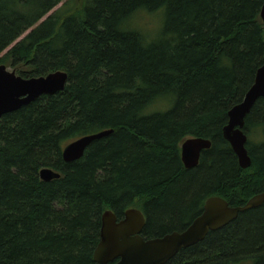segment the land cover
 I'll use <instances>...</instances> for the list:
<instances>
[{
    "label": "trees",
    "instance_id": "trees-1",
    "mask_svg": "<svg viewBox=\"0 0 264 264\" xmlns=\"http://www.w3.org/2000/svg\"><path fill=\"white\" fill-rule=\"evenodd\" d=\"M263 3L0 0V65L23 79L68 75L63 92L0 120V264H95L107 211L140 210L148 240L183 231L208 198L237 207L263 193L264 98L245 120L249 169L222 136L262 65ZM162 9L155 35L131 24ZM105 130L63 162L67 144ZM191 138L212 147L186 170ZM44 168L60 179L42 182ZM167 264H264V204Z\"/></svg>",
    "mask_w": 264,
    "mask_h": 264
},
{
    "label": "water",
    "instance_id": "water-1",
    "mask_svg": "<svg viewBox=\"0 0 264 264\" xmlns=\"http://www.w3.org/2000/svg\"><path fill=\"white\" fill-rule=\"evenodd\" d=\"M264 24V3L260 12ZM68 81L65 72L50 73L45 77L23 79L0 65V120L9 114L30 105L42 96H54L64 91ZM264 98V55L254 82L244 96L243 101L228 113L227 125L222 130L224 140L229 144L242 170L251 167L252 161L246 149L248 138L244 132L245 120L256 102ZM113 130L81 137L62 150V160L71 164L81 160L95 141L110 136ZM212 142L202 138L187 139L181 145L180 158L186 170L198 167L201 154L210 150ZM60 174L44 168L39 179L50 183L60 179ZM264 204V192L251 198L243 206H230L219 197L208 198L202 212L185 230L172 232L159 238L144 239L145 216L140 210L131 208L118 220L112 211L101 218L99 242L93 254L95 264H167L180 251L193 247L205 240L211 232L219 231L238 216Z\"/></svg>",
    "mask_w": 264,
    "mask_h": 264
},
{
    "label": "rangeland",
    "instance_id": "rangeland-1",
    "mask_svg": "<svg viewBox=\"0 0 264 264\" xmlns=\"http://www.w3.org/2000/svg\"><path fill=\"white\" fill-rule=\"evenodd\" d=\"M62 5H63V3L60 4L56 8V10L58 8H60ZM140 14H141V16L137 20L139 22H137L136 20L133 19V21L131 23V24H133L134 27H136V25H138V27H140V29L147 30V32H152V34H154V35L157 34L161 30L163 23H164V18H165V13H164L163 9L158 10L154 13H148V12L143 13V12H141ZM7 70L9 72H12V70L10 68H7ZM254 142H256V141H254Z\"/></svg>",
    "mask_w": 264,
    "mask_h": 264
},
{
    "label": "flooded vegetation",
    "instance_id": "flooded-vegetation-1",
    "mask_svg": "<svg viewBox=\"0 0 264 264\" xmlns=\"http://www.w3.org/2000/svg\"><path fill=\"white\" fill-rule=\"evenodd\" d=\"M185 229H186V228H185ZM185 229H184V230H185Z\"/></svg>",
    "mask_w": 264,
    "mask_h": 264
}]
</instances>
